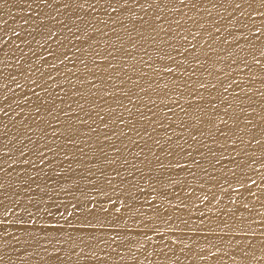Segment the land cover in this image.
Instances as JSON below:
<instances>
[{
    "label": "bare ground",
    "instance_id": "obj_1",
    "mask_svg": "<svg viewBox=\"0 0 264 264\" xmlns=\"http://www.w3.org/2000/svg\"><path fill=\"white\" fill-rule=\"evenodd\" d=\"M263 188L264 0H0V264H264Z\"/></svg>",
    "mask_w": 264,
    "mask_h": 264
},
{
    "label": "rangeland",
    "instance_id": "obj_2",
    "mask_svg": "<svg viewBox=\"0 0 264 264\" xmlns=\"http://www.w3.org/2000/svg\"><path fill=\"white\" fill-rule=\"evenodd\" d=\"M264 191V188H263ZM233 200L234 202H236L239 199V195L237 193L233 194ZM99 223H101V227L105 228V229H110L111 228V221L109 219L104 220V221H100ZM140 230V227H135L134 225H132L131 227H129V232L130 233H136ZM119 257H111V263L112 264H119V262L125 258V256L123 258H120V252H118ZM120 259V260H119Z\"/></svg>",
    "mask_w": 264,
    "mask_h": 264
}]
</instances>
